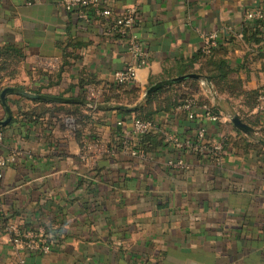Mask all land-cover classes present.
Segmentation results:
<instances>
[{"label": "crops", "instance_id": "crops-1", "mask_svg": "<svg viewBox=\"0 0 264 264\" xmlns=\"http://www.w3.org/2000/svg\"><path fill=\"white\" fill-rule=\"evenodd\" d=\"M263 6L264 0H108L98 8L102 14L91 10L83 18L61 0H0V45L14 43L24 51L12 83L25 90L51 80L42 70L62 69L61 82L46 90L98 101L116 87L135 88L139 104L149 99L154 83L178 76L180 62L209 53L204 45L210 33L218 41L241 36L244 23L259 18L246 12L262 13ZM129 10L136 12L131 33L143 42L145 61L134 83L122 87L115 73L133 60L131 33L107 28ZM235 44L232 56L245 87L263 88L264 58L250 67L245 60L259 56L260 44ZM5 87L0 84V93ZM22 96H8L13 118L0 143V153L9 157L0 181V264H17L18 257L25 264H264V155L233 145L217 159L192 148L200 129L223 136L219 122L230 124L236 114L244 119L242 111L262 136L264 94L250 110L243 99L199 81L190 111L172 109L173 95H161L171 109L165 101L154 124L168 130L170 142L151 157L115 144L120 133L126 139L138 135L132 119L114 110L91 103L81 105L79 118L54 110L40 120L26 119L11 102L35 105ZM181 110L189 115L178 116ZM5 116L0 98V119ZM91 132L97 134L90 135L93 143L86 135ZM109 145H117L112 155L93 156L99 147L110 151ZM10 221L36 232L51 230L46 244L17 246V252L10 232L3 231Z\"/></svg>", "mask_w": 264, "mask_h": 264}, {"label": "trees", "instance_id": "trees-1", "mask_svg": "<svg viewBox=\"0 0 264 264\" xmlns=\"http://www.w3.org/2000/svg\"><path fill=\"white\" fill-rule=\"evenodd\" d=\"M262 16L257 18L255 22H245L244 27L241 33V36L231 35L227 38L221 40L219 39L218 44L210 47V52L206 53L200 51L195 58L184 60L180 62L179 72L180 74H186L191 72H199L208 76L209 80L214 85V88L220 93L228 95L230 98L238 99L241 98L244 100V104L252 110L260 103V98L264 94L263 88H246L245 87V79L240 74L239 71V63L235 60L236 58L232 56V52L235 51V46L238 41H248L250 43L257 42L260 44L258 49H260L259 56L247 57L246 63L247 66L250 67L255 62L264 58V6L262 7ZM240 38V39H239ZM232 45V46H231ZM262 49V52H261ZM25 54L19 46L14 43H6L0 45V84L2 86L15 85L20 88L25 89L26 86L22 83L14 84L12 81L20 74L21 72V64L24 60ZM199 63L200 66L196 68L195 64ZM264 69V66H263ZM46 74L51 80L46 82L44 85L37 86L34 88V92L39 94H47L53 96H65L63 93H57L54 91H48L45 88L50 87L52 85H56L61 82L62 72L60 69L58 71H41ZM173 76V74H171ZM1 82H4L1 83ZM81 86L85 87L83 81H81ZM199 81L195 79H190L183 81L181 83L161 88L156 93H154L149 99H145L144 101L138 104V99L140 94L136 91L135 88H125L120 89L115 88V91H111L106 93L102 100L88 99L85 93H81L76 96L79 99L90 101L92 104H97L98 108L102 111H110L114 110L118 112V114L125 116V121L132 119V121L136 120H150L154 122V117L156 113L161 110L160 108H165V101L167 103V109L170 110V105L168 107V100L164 97V100L161 99V95H165L171 93L173 95V102L171 103L172 109L180 108L184 109L183 106L190 99L195 97L198 91ZM45 87V88H44ZM69 97V96H67ZM22 100L25 99L24 96L21 97ZM20 98V99H21ZM127 99V101H125ZM33 107L24 108V106H19V101H11L18 106V112H22L26 119L36 118L40 120L43 115H46L47 112H52L57 110L59 112H63L70 116H74L79 118L82 116V112L80 110L81 103L78 102H61L55 100H47V99H34ZM134 104L136 107L134 109L127 108H118L117 105H129ZM195 105V104H194ZM192 106L191 109H186L188 111L193 110L195 106ZM189 115L187 111H179L178 116L186 118ZM241 115L244 119V122L252 123V120L245 116V112H241ZM219 126L222 129H226V134L222 136L224 141V149L223 152L227 148H232L233 145L237 146L240 151L245 154H257L264 155V145L257 143L251 137L245 136L241 130L237 127L236 124L231 122L230 124H223L219 122ZM5 127L0 126V130L4 133ZM121 127H118L120 130ZM167 131L162 125H155L151 128L150 131L145 132L143 134L138 135L134 140V148L138 150L140 153H144L146 156H152L159 152L161 147L168 145L169 140L167 138ZM261 135L264 138V126L262 127ZM88 140L91 143L95 142V139H92L96 134V132H91L90 134H86ZM90 135H94L93 137ZM118 141L115 144H118L119 148L122 147L123 142L125 144L127 136L125 134L120 133L118 137ZM108 144H114L109 143ZM110 151H106V156L112 155L117 149V145H109L108 148ZM18 225V224H17ZM19 227L23 230H33L32 227H22L19 224ZM4 232L8 233L9 225H4ZM49 232L51 230L46 229L43 233L46 239L49 238ZM57 234V230L54 232ZM11 234V233H10Z\"/></svg>", "mask_w": 264, "mask_h": 264}, {"label": "built area", "instance_id": "built-area-1", "mask_svg": "<svg viewBox=\"0 0 264 264\" xmlns=\"http://www.w3.org/2000/svg\"><path fill=\"white\" fill-rule=\"evenodd\" d=\"M108 0H61V3L64 8L70 11H77L79 15L83 18H89L90 17V11L91 10H97L99 14H102V12L98 9L102 4L107 2ZM262 16L261 12H257L255 10H250L246 12L247 18H254V17H260ZM136 23V12L135 10H129L125 16L120 17L116 19L114 22H112L108 28L107 31L109 33L112 32H119L124 35H129L131 33V27ZM129 48L133 55L132 62L128 63L123 68L119 69L115 73L116 82L119 84V86H126L129 83H134V80L136 79V74L138 68L143 66L144 64V53H143V42L133 33H131L129 37ZM218 44V35L214 32L210 33L206 37V43L204 45V49L208 52L210 51V47ZM196 102V97L190 98L186 104L183 106L185 109H191L192 106ZM210 117L212 119H218V115L216 114H210ZM154 126V122L150 120H136L133 121V131L135 134L140 135L145 132H148L151 130V128ZM4 139V133L0 130V143ZM133 140L131 137L126 139L125 141V148L129 150V152L136 156L141 155L145 156L144 153L138 152L137 149L134 148ZM199 143L193 144L192 148L196 150V152H202V153H212L215 158L219 159L221 158V154L223 153L224 149V141L222 139V135H212L208 136L205 129L202 128L199 131ZM182 145V144H180ZM191 145V144H189ZM109 150V149H108ZM107 151L105 147H99L95 150V153L93 154L94 157H96L98 154L103 153ZM9 160L8 156H5L4 154L0 153V181L4 174V168L7 165ZM0 208L3 211V203H2V194L0 192ZM9 230L12 236V240L15 243L16 251L19 252L20 247H34L39 243H43V246L46 244L47 239L43 237L42 232H36L35 230H23L17 225L15 222L10 221ZM25 259L22 257H18L17 264H25Z\"/></svg>", "mask_w": 264, "mask_h": 264}, {"label": "water", "instance_id": "water-1", "mask_svg": "<svg viewBox=\"0 0 264 264\" xmlns=\"http://www.w3.org/2000/svg\"><path fill=\"white\" fill-rule=\"evenodd\" d=\"M190 79H195L198 81H203V82H208V83L210 82L208 76L205 74H202L199 72L186 73V74L167 78V79H164V80H161V81L154 83L152 86H150V88H148L145 97L150 98L154 92H156L157 90H159L161 88L171 86V85H174V84L186 81V80H190ZM10 94H20V95H23L25 97L33 98V99H47V100H55V101H61V102H78L81 104H88V105L91 104L90 101L79 99L77 97L53 96V95H47V94H39V93H35V92L29 91V90L21 89L18 87L7 86V87L3 88V90L0 93L1 101L5 107V110H6L5 118L0 119V125H2V126L9 124L13 118L12 108H11L9 101H8V96ZM117 107L118 108L134 109L136 106L117 105ZM233 122L243 132H245L248 135L255 136L256 141L258 143L264 145V138L262 136L258 135V131L254 127H252L249 124H247L246 122H244L238 114L234 115Z\"/></svg>", "mask_w": 264, "mask_h": 264}]
</instances>
